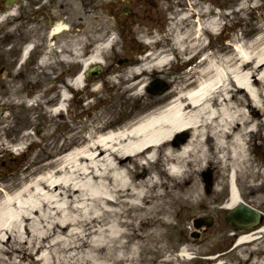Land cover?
Instances as JSON below:
<instances>
[{
  "label": "bare ground",
  "instance_id": "1",
  "mask_svg": "<svg viewBox=\"0 0 264 264\" xmlns=\"http://www.w3.org/2000/svg\"><path fill=\"white\" fill-rule=\"evenodd\" d=\"M200 10L212 14L209 7L197 6L190 10L197 17L193 32L190 28L180 32L181 22L195 18L182 13L175 19L171 36L173 49L194 54L189 60L201 54L191 75L192 87L175 92L187 101L178 99L166 111L144 117L118 132L101 133L99 126L97 133L90 129L85 145L38 167L39 174L24 181L20 189L0 191V255L7 256H0V264H18L14 258L24 262L19 264H129L141 254L143 228L148 226L155 232L150 239L156 240L159 230L155 224H170L169 212L161 209L160 202L164 196H171L167 184L175 189L179 186L187 199L176 197L177 201L190 202L191 208L198 190L192 184L188 186L189 180L196 181L198 174L210 167L219 166L215 176L226 179L229 198L223 205L225 210L239 203L249 205L245 198L261 191L264 167L251 162L250 140L264 133L262 39L243 48L225 46L224 52L206 50L203 32L217 31L216 18L220 17L206 21L209 18H201ZM53 30L58 31L59 26ZM112 43L110 36L91 56L82 59L81 71L90 63H103L101 53ZM147 59L132 74L161 69L170 57L158 53ZM150 62L154 68L148 65ZM70 81L72 88H84L81 73ZM66 84L57 86L55 107L49 110L52 120L66 111ZM183 132L189 134L187 140L176 145V136ZM28 137L26 133L24 138ZM49 137L46 131L42 134L43 151L52 147L46 143ZM1 146L16 153L24 149L19 145ZM164 163L170 173L161 169ZM241 180L249 187L240 190L237 182ZM258 228L264 232V226ZM130 236L134 241L128 245ZM255 240L250 233L242 234L235 246ZM181 255L186 257L183 252Z\"/></svg>",
  "mask_w": 264,
  "mask_h": 264
},
{
  "label": "rangeland",
  "instance_id": "2",
  "mask_svg": "<svg viewBox=\"0 0 264 264\" xmlns=\"http://www.w3.org/2000/svg\"><path fill=\"white\" fill-rule=\"evenodd\" d=\"M205 1L208 2L207 0ZM209 2L212 3L211 0ZM236 3L233 6L226 5L219 7L220 11L218 14H210L208 12L203 14V10L198 12L202 15L201 18H209L206 21L220 17L216 18L219 21L217 31L210 33L211 36L207 35V30L203 32L205 41L207 42L206 48L210 45L213 53H217V50L224 52L225 46L243 48V46L258 39H262L260 48L264 50V0H240ZM204 6H208L211 9L216 8L214 4L207 6L205 4ZM179 18L170 19L166 22L167 26L163 36L158 31L150 35L132 33L131 37L121 38L126 43L127 48L130 46V49L119 50L117 48V50L112 52L109 50L102 52L101 55L103 54V59L106 63L103 66L102 74L98 79H90L89 84L87 83L80 91L81 95L79 98L68 103L70 110L68 115L65 114L60 118L55 117L54 120L50 117L49 120V114L45 116L41 111L42 106H45L44 109L47 110L49 105H53V103L48 104L47 101L49 98H55L57 83L42 82L41 84H37L36 82H32L34 84L32 88L26 84L27 89L32 90L33 96L29 93L26 96L19 94L24 83L18 82L17 85L11 86V98L3 100L13 102L15 111L24 109L17 117L21 116V121H25L24 124L29 126L28 129L26 128L27 131H23L32 132H29L28 139H25L24 134L21 136L22 131H18L16 132L15 141L9 143L8 138L4 139L2 137L3 132L0 129V158L8 157L9 155L15 157V160L6 164L5 168L0 169V191L12 193L24 181H28L39 173L40 169L38 167L61 159V156L67 152L65 151L66 149L69 150L71 147L85 145L88 130L92 129L94 133H97L98 131H95V129L99 126V132L104 133L110 129L117 128L124 121H129L141 113L162 106L165 100L171 97L178 89L190 84L193 81L191 75L197 69L201 54L199 53L196 56L193 63L185 65L189 61L187 60L189 56H193L194 54L187 51L183 54L179 52L176 54L177 51L173 50L171 46L172 30L175 29L173 24L175 19ZM194 20L195 18L192 20L188 19L187 22H181L179 24L180 32H184L189 28V31L193 32L192 26ZM113 39L117 45L120 39L116 35ZM138 47H146V50L150 51L149 57L161 53L168 54L170 60L161 69L156 68L144 72L141 70L142 74H132L136 68L143 67V63L149 59L143 61L147 57L145 55L141 56V60L137 59L139 58V55L136 53ZM124 56H129L132 63L123 67H116L110 64V57ZM148 65L151 68L155 67L153 62L148 63ZM52 70L51 74H57L59 71L57 68H52ZM154 80L164 86L165 84H170L171 87L163 95L147 92L146 87ZM21 90L24 91V88ZM26 100H34L36 103H41V105L39 107L32 106L27 108L26 102H22ZM78 102L79 105L76 106ZM73 108L77 112L76 115L72 113ZM46 119L48 124L45 129H40L39 127L45 124ZM76 119L81 126L75 121ZM260 119L262 118L260 117ZM72 126L73 132L70 131ZM37 128H39V131H37ZM44 130L50 133L51 136L50 140L46 142L47 145L52 146L48 147V150H51L50 153L48 150H42V142L40 146ZM76 131H78L77 134ZM257 134L250 140V147L252 148L250 154L251 162L264 167V133ZM259 142L262 143H260L262 146L259 145ZM1 143H5V145L27 146V148L24 152L14 155L6 150L5 147H2ZM24 160L28 163H24ZM164 165L165 163L162 165V170ZM218 167H212L214 176ZM7 173L9 174L8 176H6ZM219 178L215 176V178L211 179L212 185L208 187V190L203 188L202 174H198L196 181L189 180L188 186L192 184L199 193H197L196 204L191 208L189 207L190 202L185 201L184 203H180L177 201L176 197H182L183 200L187 199V196L179 192L181 188L178 186L175 189L172 184H167V192L173 197L171 198V196L166 195L161 198L160 202L161 209H166L169 212L170 224L167 227L155 224L154 228H157V231L159 230V236L156 240L154 238L150 239V234L155 232H150V229L147 228L148 226L143 228L144 237L141 241V254L129 264H204L205 258L206 260H211V258L208 259L207 257L212 256H217L216 258H212V261L214 259L220 264H264V232H259L258 228L237 233L226 224L223 205L228 199L227 182L226 179ZM262 181L261 190H264V180ZM257 182L255 181L254 183L256 184ZM237 184L238 186H242L239 187L240 190L249 187V183L244 180L237 182ZM161 189L164 190L165 185L161 186ZM184 190L187 189L184 187ZM175 191H178L176 192L177 194H172ZM207 192L208 194H206ZM244 202L248 203L253 209L258 210L261 215H264V191H258L252 196L246 197ZM213 207H217L218 209L209 211ZM125 215L129 216L128 213H125ZM202 217H210L214 224L209 229H205L204 226L200 227L197 230L199 231L198 236L194 237V220ZM248 233L252 234V239L256 240L252 243H245L236 247L235 242L237 237ZM133 241L134 238L130 236L128 245ZM6 245L9 246L10 244L6 243ZM181 251H185L188 256L194 258L190 261L178 258L177 254ZM148 252L151 254L148 255ZM0 256L7 257L5 255ZM37 257L36 255L33 259ZM13 261L18 264L24 263L20 262L19 258H14ZM12 263V261L8 262V264Z\"/></svg>",
  "mask_w": 264,
  "mask_h": 264
},
{
  "label": "flooded vegetation",
  "instance_id": "3",
  "mask_svg": "<svg viewBox=\"0 0 264 264\" xmlns=\"http://www.w3.org/2000/svg\"><path fill=\"white\" fill-rule=\"evenodd\" d=\"M176 1L0 0V51L9 49L0 60V99L8 96L5 85L15 81L41 84L73 78L81 68L83 55L95 49L99 38L161 31L175 16ZM198 1L197 6L204 5L202 0ZM237 1L232 0V4ZM56 25L58 31L53 30ZM26 47L27 67L21 68L20 59ZM17 67L23 70L20 75ZM52 68L59 70L57 74H51ZM66 68L70 70L65 72ZM7 109L9 105L1 102V128L7 125L4 113ZM12 125H16V130L22 128L17 120ZM9 140L13 142L15 136H10Z\"/></svg>",
  "mask_w": 264,
  "mask_h": 264
},
{
  "label": "water",
  "instance_id": "4",
  "mask_svg": "<svg viewBox=\"0 0 264 264\" xmlns=\"http://www.w3.org/2000/svg\"><path fill=\"white\" fill-rule=\"evenodd\" d=\"M153 86L154 88L159 87L155 83L153 84ZM259 219L260 217L258 212L253 209H250L244 204H239L235 209L228 211L226 214V221L237 228L251 227L258 223Z\"/></svg>",
  "mask_w": 264,
  "mask_h": 264
}]
</instances>
